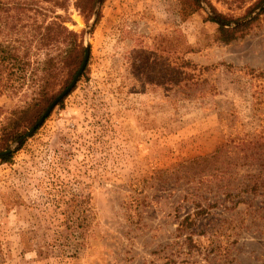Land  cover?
<instances>
[{
  "label": "rangeland",
  "instance_id": "374dc122",
  "mask_svg": "<svg viewBox=\"0 0 264 264\" xmlns=\"http://www.w3.org/2000/svg\"><path fill=\"white\" fill-rule=\"evenodd\" d=\"M208 1L228 24L260 12ZM74 2L17 11L30 55L0 62V151L14 145L0 156V264H264V13L227 43L200 0H102L78 82L16 145L79 69L65 27L84 46L94 11ZM55 14L57 42L28 48ZM48 52L61 62L45 64ZM34 72L49 76L37 102Z\"/></svg>",
  "mask_w": 264,
  "mask_h": 264
},
{
  "label": "trees",
  "instance_id": "16d2710c",
  "mask_svg": "<svg viewBox=\"0 0 264 264\" xmlns=\"http://www.w3.org/2000/svg\"><path fill=\"white\" fill-rule=\"evenodd\" d=\"M69 1L70 0H62V1L61 0H0V62L4 69L11 70L16 65V63L19 62L26 63V61H28L26 59V56H28V54L30 55L29 51H26L25 54L23 52L22 56L20 55L19 52V46L17 44L19 38L17 37V35H15L17 32V28H16V22L18 20L17 11L18 12L19 11H57L58 8L61 7L66 8ZM96 1L97 0H75L74 4L81 11L91 12L94 11ZM194 1H196V3L199 4L200 6H202L199 0H194ZM208 3L221 21L227 24L231 22V20L227 19L226 16L218 13L216 7L210 1H208ZM256 9H259L260 11L258 15H256L253 19L248 20L245 23L238 24L231 28L226 27L219 23L217 39L228 43L231 42L232 40L237 39L240 36H243L245 34L246 28L252 23V21L258 18L260 14L264 13V0H256L248 8L247 11L249 12L247 13V15H249ZM53 17L54 19L51 20L48 24H46L43 27V30L36 28L35 31H33L27 37L26 42L28 48H29V44L31 48L36 47L37 49H39L41 47H49L55 42H57L58 37L61 35V15L55 14ZM209 20L213 22H217L210 15H209ZM97 22H98V18L96 20V23ZM65 30L72 36H75L76 44L74 45V47H69L66 49V55L64 59L68 65L76 63L79 68V66L83 61V55H84V46H83L84 31L79 35L74 31H69L67 27H65ZM73 52L75 53L73 54ZM47 56L48 57L46 58L44 63L51 64V67L55 65V63L53 62H58V61L61 62V52L58 53L57 55H52L50 52H48ZM194 67H196V65H194ZM259 74L264 75L263 73H259ZM32 76H33L32 82L36 83L34 88L35 96L33 97V100L37 102L41 98L46 99L47 98L46 92L48 88L46 83L49 80L48 79L49 76L42 75L36 77L35 72L33 73ZM9 81H10V76L4 77L0 75V93H2L4 90H8V88L11 87ZM46 107L42 109V111L37 113V119L42 115ZM20 111L24 112L26 111V109L22 108L20 109ZM21 135L22 133H18L15 135L14 138H19ZM11 156L12 153L2 155L1 158L2 160L7 161L11 158ZM247 186L248 187H246V191L257 193L259 182L256 181L251 183L250 185L248 184ZM241 202H243V200H238L236 201L235 204H239ZM205 210H206L205 208H202L194 211V213H188L180 221L179 226L181 228L183 227L184 229H186L195 225L196 219L199 216H201V214L204 213Z\"/></svg>",
  "mask_w": 264,
  "mask_h": 264
},
{
  "label": "water",
  "instance_id": "95a60500",
  "mask_svg": "<svg viewBox=\"0 0 264 264\" xmlns=\"http://www.w3.org/2000/svg\"><path fill=\"white\" fill-rule=\"evenodd\" d=\"M202 2V4L204 5V7L207 9V11L213 16V18L220 24L229 27V26H233V25H237L240 24L242 22L247 21L248 19H250L252 16L247 17L246 19H242V20H238L235 21L231 24H227L223 21H221L217 15H215L212 10L208 7V5L206 4V2H204V0H200ZM101 2L102 0H97L96 1V5L94 8V13H93V17L91 19V21L89 22V24L86 27V31H85V43H84V58L83 61L81 63V66L79 67L78 71L76 72V74L74 75L72 81L70 82V84L59 94L57 95V97L51 102V104L47 107L46 111L44 112V114L40 117V119L34 124V126L29 129L22 137H20V139L15 143L16 145L19 144L20 142H22V140H24L25 138H27L33 131L36 130V128L45 120V118L49 115V113L52 111V109L57 105V103L63 98L65 97V95H67L71 89L76 85V83L78 82L81 74L83 73V71L85 70V67L88 63L89 57H90V43H89V36L90 33L92 31V27L94 25V23L97 20L98 17V12L101 6ZM259 11V9H256L257 13ZM14 150V145L9 147L8 149L4 150V151H0V156L4 155V154H8L10 152H12Z\"/></svg>",
  "mask_w": 264,
  "mask_h": 264
}]
</instances>
